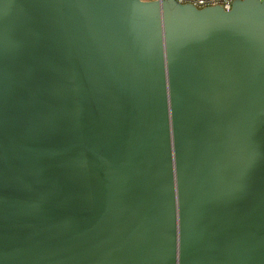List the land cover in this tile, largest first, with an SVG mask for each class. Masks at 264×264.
I'll return each mask as SVG.
<instances>
[{"label":"water","instance_id":"obj_1","mask_svg":"<svg viewBox=\"0 0 264 264\" xmlns=\"http://www.w3.org/2000/svg\"><path fill=\"white\" fill-rule=\"evenodd\" d=\"M0 264H264V0H0Z\"/></svg>","mask_w":264,"mask_h":264},{"label":"built area","instance_id":"obj_2","mask_svg":"<svg viewBox=\"0 0 264 264\" xmlns=\"http://www.w3.org/2000/svg\"><path fill=\"white\" fill-rule=\"evenodd\" d=\"M180 3H189L198 8L210 6V5H220L224 9H229L234 0H177Z\"/></svg>","mask_w":264,"mask_h":264}]
</instances>
